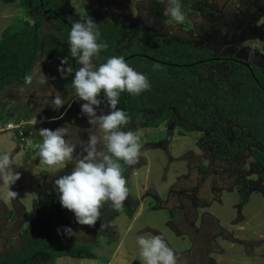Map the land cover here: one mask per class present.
<instances>
[{
    "label": "rangeland",
    "instance_id": "rangeland-1",
    "mask_svg": "<svg viewBox=\"0 0 264 264\" xmlns=\"http://www.w3.org/2000/svg\"><path fill=\"white\" fill-rule=\"evenodd\" d=\"M61 2L87 40L95 22L111 19L121 33L116 48L127 47L130 37L144 32L185 41L217 57L248 59L250 67L264 74V0ZM37 15V10L24 12L19 0H0V33L18 22L32 25ZM40 34L41 46L47 48L44 38L53 35L49 21ZM62 65L61 58L40 48L25 79L0 90V119L22 121L25 134L22 143L13 132L0 133V255L17 248L19 237L33 225L47 236L42 210L54 192L91 181L99 159L116 146L113 105L98 108L80 87H57L54 80ZM98 69L84 45L75 58L80 82L87 84ZM233 70L226 64L206 65L197 74L212 82ZM113 73L127 81L138 76L135 69L121 66ZM156 118L139 112L129 122L120 149L131 166L123 182L106 188L101 206L72 205L93 219L76 223L68 242L92 243L95 259L60 257L54 264H264V163L250 157L252 147L226 157L210 134L214 125L225 126L230 140L233 127L219 119L201 131L176 127L172 119L149 127ZM40 119L46 121L35 124ZM197 144H212L222 158Z\"/></svg>",
    "mask_w": 264,
    "mask_h": 264
},
{
    "label": "trees",
    "instance_id": "trees-1",
    "mask_svg": "<svg viewBox=\"0 0 264 264\" xmlns=\"http://www.w3.org/2000/svg\"><path fill=\"white\" fill-rule=\"evenodd\" d=\"M172 1L181 5L198 4L201 0ZM19 6L26 13L37 10L38 15L32 25L18 22L15 28L9 26L0 33V90L25 79L40 48L63 61L55 85L63 91L78 88L75 58L86 45L91 62L99 66L88 81L91 86L87 95L95 107L113 105L111 127L116 146L99 159L98 174L91 181L66 184L54 192L42 210L48 235L43 234L39 225L26 229L19 237L17 248L0 255V264H54L60 257L95 259L92 243L68 242L76 223H91L93 219L91 213L75 211L72 205L99 208L106 188L124 181L131 163L120 147L125 142L129 122L139 112L157 114L149 125L152 128L172 119L174 126L184 130L205 131L219 119L224 125L232 126L234 134L228 140L225 126H213L210 136L221 145V151H229L233 157L252 147L250 157L259 164L264 163L261 153L264 150V74L258 68H246L240 62L217 57L185 41L167 37L160 40L144 32L130 37L127 47L116 49L120 34L111 19L95 22L87 40L85 33L66 17L61 0H19ZM45 20L53 30V35L47 34L44 38L47 48L41 46L40 34ZM123 59L116 66L135 69L138 76L134 81L114 74L116 66L101 73L109 64ZM222 64L234 67L224 79L211 82L208 77L200 78L197 74L206 65ZM197 145L207 149L206 145ZM211 153L217 156L214 151ZM260 178L264 182V173Z\"/></svg>",
    "mask_w": 264,
    "mask_h": 264
},
{
    "label": "built area",
    "instance_id": "built-area-1",
    "mask_svg": "<svg viewBox=\"0 0 264 264\" xmlns=\"http://www.w3.org/2000/svg\"><path fill=\"white\" fill-rule=\"evenodd\" d=\"M23 125L24 124L22 121H19L16 123V122H9V121L3 122L2 120H0V133L13 132L18 136L19 142L24 143V137H25L24 135L25 134H24V130H23Z\"/></svg>",
    "mask_w": 264,
    "mask_h": 264
},
{
    "label": "flooded vegetation",
    "instance_id": "flooded-vegetation-1",
    "mask_svg": "<svg viewBox=\"0 0 264 264\" xmlns=\"http://www.w3.org/2000/svg\"><path fill=\"white\" fill-rule=\"evenodd\" d=\"M118 26V25H117ZM118 30H119V28H118ZM119 34H120V39H121V33H120V31H119ZM117 43V42H116ZM116 45V44H115ZM116 47V46H115ZM116 49H118V48H116ZM210 51V50H209ZM231 59V58H230ZM231 60H233V61H236V62H240V63H242L243 65L244 64H247V66H245L246 68H252V67H250V61L247 59L246 61H238V60H235V59H231ZM99 67V66H98ZM114 67V66H113ZM98 71V70H97ZM91 77H89L88 78V81H89V79H90ZM76 79H77V82H78V80L80 81V79L78 78V76L76 75ZM88 81H87V85H88ZM206 131V130H205ZM215 148V146H213L212 144H211V146H207V149L206 150H203V149H201V150H203V151H209L210 152V155L212 156V157H214L215 159H217V160H219L220 158H222V156L220 155V154H218V152H216V150H214V148ZM212 151H214V153L215 154H217V156H214L211 152ZM222 153L226 156V157H232V155L230 156V154H228L229 153V151H227V153L225 152H223L222 151ZM233 157H234V155H233ZM16 249V248H15Z\"/></svg>",
    "mask_w": 264,
    "mask_h": 264
},
{
    "label": "water",
    "instance_id": "water-1",
    "mask_svg": "<svg viewBox=\"0 0 264 264\" xmlns=\"http://www.w3.org/2000/svg\"><path fill=\"white\" fill-rule=\"evenodd\" d=\"M124 60L125 59L120 60V61H116V62H113V63L109 64V66H107L101 73H104L106 70L110 69L111 67H113L115 65H118L120 62H122ZM244 65L247 66V64H244ZM96 80H98V77L96 78ZM78 84H79L81 92L87 95L88 94V89L90 88L91 85L83 84L79 80H78Z\"/></svg>",
    "mask_w": 264,
    "mask_h": 264
},
{
    "label": "clouds",
    "instance_id": "clouds-1",
    "mask_svg": "<svg viewBox=\"0 0 264 264\" xmlns=\"http://www.w3.org/2000/svg\"><path fill=\"white\" fill-rule=\"evenodd\" d=\"M82 96H83V97H87V98L90 100V98L88 97V95H86V94L83 93ZM82 96H81V97H82ZM40 120H41V119H40ZM40 120H39V122H38V121L35 122V124L38 125V124H40L41 122H45V121H46L45 119H42L41 121H40ZM37 125H33V126H37ZM24 138H25V137H24Z\"/></svg>",
    "mask_w": 264,
    "mask_h": 264
},
{
    "label": "crops",
    "instance_id": "crops-1",
    "mask_svg": "<svg viewBox=\"0 0 264 264\" xmlns=\"http://www.w3.org/2000/svg\"><path fill=\"white\" fill-rule=\"evenodd\" d=\"M57 119V118H56Z\"/></svg>",
    "mask_w": 264,
    "mask_h": 264
}]
</instances>
